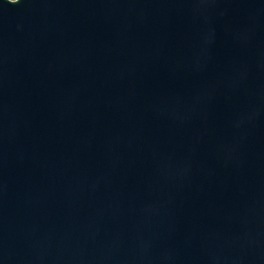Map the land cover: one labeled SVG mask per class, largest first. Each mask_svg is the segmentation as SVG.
I'll use <instances>...</instances> for the list:
<instances>
[{"label":"water","instance_id":"obj_1","mask_svg":"<svg viewBox=\"0 0 264 264\" xmlns=\"http://www.w3.org/2000/svg\"><path fill=\"white\" fill-rule=\"evenodd\" d=\"M0 264H264V0H0Z\"/></svg>","mask_w":264,"mask_h":264},{"label":"clouds","instance_id":"obj_2","mask_svg":"<svg viewBox=\"0 0 264 264\" xmlns=\"http://www.w3.org/2000/svg\"><path fill=\"white\" fill-rule=\"evenodd\" d=\"M9 2H10V3H12V2H17V0H9Z\"/></svg>","mask_w":264,"mask_h":264}]
</instances>
